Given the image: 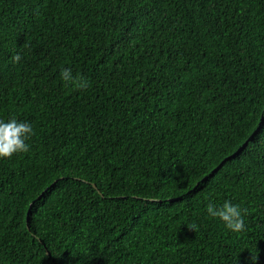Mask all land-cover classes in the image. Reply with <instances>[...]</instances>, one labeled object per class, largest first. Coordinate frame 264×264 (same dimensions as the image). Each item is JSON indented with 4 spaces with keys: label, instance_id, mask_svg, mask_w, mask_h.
Here are the masks:
<instances>
[{
    "label": "trees",
    "instance_id": "obj_1",
    "mask_svg": "<svg viewBox=\"0 0 264 264\" xmlns=\"http://www.w3.org/2000/svg\"><path fill=\"white\" fill-rule=\"evenodd\" d=\"M12 117L0 264H264V0H0Z\"/></svg>",
    "mask_w": 264,
    "mask_h": 264
},
{
    "label": "clouds",
    "instance_id": "obj_2",
    "mask_svg": "<svg viewBox=\"0 0 264 264\" xmlns=\"http://www.w3.org/2000/svg\"><path fill=\"white\" fill-rule=\"evenodd\" d=\"M12 60L14 63L19 62L21 60L20 54L17 53L12 57ZM61 78L66 84H71L77 89L85 90L88 87L86 80L73 77L71 69H63ZM33 135V127L28 122L18 121L16 117H12L7 122L0 119V159H11L14 155L27 153L29 151L27 141ZM206 211L210 217L219 219L233 233H242L245 230L242 211L246 212L247 210H242L238 204L234 205L231 201L226 200L218 206L209 202L206 205ZM196 227L195 224L189 226L195 231Z\"/></svg>",
    "mask_w": 264,
    "mask_h": 264
},
{
    "label": "water",
    "instance_id": "obj_3",
    "mask_svg": "<svg viewBox=\"0 0 264 264\" xmlns=\"http://www.w3.org/2000/svg\"><path fill=\"white\" fill-rule=\"evenodd\" d=\"M58 180H56L52 185L56 184ZM96 187V185H94ZM43 195V193H42ZM41 196H39L40 198ZM33 204V203H32ZM32 204L30 205V208L32 207ZM29 214H30V209H29V212H28V217H27V220H29Z\"/></svg>",
    "mask_w": 264,
    "mask_h": 264
}]
</instances>
